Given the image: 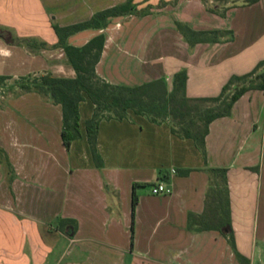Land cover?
<instances>
[{"label": "crops", "instance_id": "crops-1", "mask_svg": "<svg viewBox=\"0 0 264 264\" xmlns=\"http://www.w3.org/2000/svg\"><path fill=\"white\" fill-rule=\"evenodd\" d=\"M127 2L0 0V26L47 44L35 53L6 46L0 76L75 78L65 51L53 48L59 41L53 24L89 22ZM132 4L134 13L66 40L83 47L105 36L96 66L101 80L130 88L163 81L171 93L176 74L186 71L190 99L217 98L233 76L255 70V84L262 83L264 0ZM178 24L219 34L191 44ZM2 99L0 264H241L239 254L255 264L264 252V89L246 91L229 116L210 123L206 156L173 134L169 116L153 122L130 111L122 120H103L100 167L87 140L95 109L88 98L79 107L81 137L68 147L63 107L49 95L19 91ZM158 183L171 193L153 195Z\"/></svg>", "mask_w": 264, "mask_h": 264}, {"label": "trees", "instance_id": "trees-1", "mask_svg": "<svg viewBox=\"0 0 264 264\" xmlns=\"http://www.w3.org/2000/svg\"><path fill=\"white\" fill-rule=\"evenodd\" d=\"M257 0H247L253 3ZM133 0L116 8L100 12L89 22L72 26L60 27L53 24V29L58 36V43L53 48H62L65 51L69 65L76 71L75 78L55 77L52 74H44L36 78L33 83L20 84L25 92L35 91L49 95L53 101L63 107L64 130L62 137L68 147L73 141L81 137L79 130L81 102L88 98L95 106L94 114L86 122L87 140L90 146L93 160L97 167L102 164L97 151L98 128L103 120L119 119L127 117L130 111L135 114L147 115L153 122L170 117L173 134L191 139L196 147L206 156V136L210 123L220 117L229 116L233 105L250 89H264V75L262 83L255 84L252 78L255 72L245 76H233L224 87L222 94L212 99H190L186 95L187 73L181 71L175 76L174 89L171 93L163 81L144 84L139 87H125L111 85L101 80L96 74V66L100 61L104 46L105 36L99 35L93 38L83 47L67 45L69 36L87 28L106 27L109 19L134 13ZM178 27L191 44L206 41L204 36L219 32H194L182 24ZM216 39V38H215ZM18 46L27 47L30 50L40 51L47 49V44L37 39H20ZM10 79L0 76V85ZM238 84H242L239 86ZM236 87V88H235ZM231 90L232 93L227 94ZM204 104H215L216 108L203 107ZM225 174V170H213ZM138 202L136 193L133 194V212ZM227 224L231 226L230 207L227 206ZM230 242L235 247L233 232L228 234ZM241 264H250V261L240 254Z\"/></svg>", "mask_w": 264, "mask_h": 264}, {"label": "rangeland", "instance_id": "rangeland-1", "mask_svg": "<svg viewBox=\"0 0 264 264\" xmlns=\"http://www.w3.org/2000/svg\"><path fill=\"white\" fill-rule=\"evenodd\" d=\"M212 5V4H210ZM0 32H2L5 37L2 38L0 37V56L6 54L5 49L6 46H18L20 43V39H18L15 35H13L11 32H9L8 30H6L3 26H0ZM33 53H35L36 51L30 50ZM44 74H37V75H31V76H27V77H19V78H10L7 81H5L3 84L0 85V102H3L4 100L2 99L3 97H7L10 94H16L19 91H24L20 88V84H25L27 82L29 83H33V81L36 78H39L40 76H42ZM206 106H210L213 108H216L215 104H204L202 105L203 107ZM255 264H264V252L262 253V255H260L258 258H256L254 260Z\"/></svg>", "mask_w": 264, "mask_h": 264}, {"label": "built area", "instance_id": "built-area-1", "mask_svg": "<svg viewBox=\"0 0 264 264\" xmlns=\"http://www.w3.org/2000/svg\"><path fill=\"white\" fill-rule=\"evenodd\" d=\"M171 193V189H169L164 183H158L152 188V194L159 195H168Z\"/></svg>", "mask_w": 264, "mask_h": 264}, {"label": "water", "instance_id": "water-1", "mask_svg": "<svg viewBox=\"0 0 264 264\" xmlns=\"http://www.w3.org/2000/svg\"><path fill=\"white\" fill-rule=\"evenodd\" d=\"M0 37L4 38L5 35L2 32H0Z\"/></svg>", "mask_w": 264, "mask_h": 264}]
</instances>
